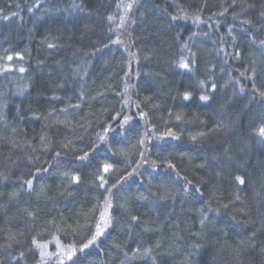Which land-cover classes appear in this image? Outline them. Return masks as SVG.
I'll use <instances>...</instances> for the list:
<instances>
[{
    "label": "trees",
    "instance_id": "obj_1",
    "mask_svg": "<svg viewBox=\"0 0 264 264\" xmlns=\"http://www.w3.org/2000/svg\"><path fill=\"white\" fill-rule=\"evenodd\" d=\"M262 13L0 0V264H264Z\"/></svg>",
    "mask_w": 264,
    "mask_h": 264
},
{
    "label": "snow or ice",
    "instance_id": "obj_2",
    "mask_svg": "<svg viewBox=\"0 0 264 264\" xmlns=\"http://www.w3.org/2000/svg\"><path fill=\"white\" fill-rule=\"evenodd\" d=\"M131 6H132L131 4H128L126 7H127V8H131ZM262 15H264V13H262ZM5 19H7V17H5ZM109 19H111V17H109ZM121 20L123 21V17H121ZM9 59H11V57H9ZM180 66L183 67V68H185V69H187V68L189 67L188 63H183V62H181ZM20 71H24V69H20ZM213 87H214V86H213ZM184 95H185V98L187 99V98L189 97L190 94H189V93H185ZM260 95H261L262 97H264V93H260ZM200 99H201V100H208L209 97H208V96H201ZM126 119H127V118H126ZM258 131H259V134H260L261 136H264V123H262V124L259 126ZM86 155H87V154H85V156H86ZM81 159H83V158H81ZM110 168H111V165L106 164V165L104 166V169H103V170H104V172H108ZM78 179H79L78 177H73V180L78 181ZM101 179H102V178H101ZM237 180H238L241 184L243 183V179H242L241 177H237ZM26 183L28 184V186H29V188H30L31 185H32V181H31V180H28ZM102 183H103V181H102ZM101 219L104 221V226L107 227L109 221L105 218L104 215L101 216ZM133 219H135V217H133ZM103 230H104V229L101 228L100 225H97V232H96V234L92 237L91 240L88 241L87 244H85V245L82 246L81 250H82L83 248L88 247L90 244H92V243L95 241L96 237L99 236V235L103 232ZM34 243H35V241H34ZM38 246H40V245H38ZM75 250H76V249L73 248V249H71L69 252H67V257H68V259H71L72 254H73V252H75ZM44 255H45V253H41V256H42V257H43ZM49 255H50V254H49ZM61 264H63V262H61Z\"/></svg>",
    "mask_w": 264,
    "mask_h": 264
},
{
    "label": "rangeland",
    "instance_id": "obj_3",
    "mask_svg": "<svg viewBox=\"0 0 264 264\" xmlns=\"http://www.w3.org/2000/svg\"><path fill=\"white\" fill-rule=\"evenodd\" d=\"M102 215H104L105 218L109 221V198H108V200H107V203L105 204V208H104V210H103L101 216H102ZM101 216H100V222H99L98 225H100V227L103 228L104 230H103V232H102L99 236H101V235L104 233L105 229H106V227L104 226V221L101 219ZM96 232H97V227H96V230L94 231L93 235H92V236H91L86 242H84L83 244H81V245L78 247V250H81L82 246L85 245V244H87L88 241L91 240L92 237L96 234ZM99 236H97V237H99ZM97 237H96V238H97ZM92 244H93V243H92ZM90 245H91V244H90ZM90 245H89V246H90ZM89 246H88V247H89ZM88 247H86V248H88ZM86 248H83L82 250H85ZM66 260H67L66 256H64V257L61 258V261H66Z\"/></svg>",
    "mask_w": 264,
    "mask_h": 264
},
{
    "label": "bare ground",
    "instance_id": "obj_4",
    "mask_svg": "<svg viewBox=\"0 0 264 264\" xmlns=\"http://www.w3.org/2000/svg\"><path fill=\"white\" fill-rule=\"evenodd\" d=\"M108 198H110V196H108ZM100 237H101V236L97 237V238L95 239V241L93 242V244L99 243L100 240H101ZM91 245H92V244H91ZM42 264H44V263H42Z\"/></svg>",
    "mask_w": 264,
    "mask_h": 264
}]
</instances>
